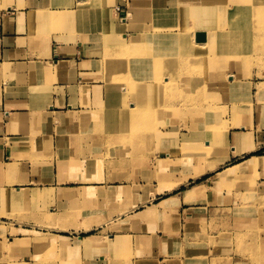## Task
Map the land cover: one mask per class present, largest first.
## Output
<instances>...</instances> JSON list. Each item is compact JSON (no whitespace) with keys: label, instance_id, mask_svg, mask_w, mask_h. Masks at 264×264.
Returning <instances> with one entry per match:
<instances>
[{"label":"crops","instance_id":"0c3cea01","mask_svg":"<svg viewBox=\"0 0 264 264\" xmlns=\"http://www.w3.org/2000/svg\"><path fill=\"white\" fill-rule=\"evenodd\" d=\"M213 1L0 0V243L13 252L0 256H39L56 245L60 256H82L76 264H178L176 245L196 243V230L208 229L217 212L245 206L246 178L264 175V77L241 80L253 105L238 112L228 133L222 129L216 157H208L212 144L204 138L195 158L209 166L199 175L175 172L180 143L167 131L135 154L128 129L124 156L111 155L114 137L102 131L116 128L102 126L97 109L105 39L121 21L134 33L155 3L158 13L175 14L187 2L182 16L211 28ZM253 159L260 166L222 177Z\"/></svg>","mask_w":264,"mask_h":264},{"label":"rangeland","instance_id":"374dc122","mask_svg":"<svg viewBox=\"0 0 264 264\" xmlns=\"http://www.w3.org/2000/svg\"><path fill=\"white\" fill-rule=\"evenodd\" d=\"M250 1L253 4L246 12L233 0H216V5L213 1L216 18L211 28L185 17L178 21L186 10L179 6H174L175 14L158 13L156 3L148 23H140L134 33L127 34L132 26L122 21L117 25V36L105 39L108 55L101 63L104 85L97 107L102 113V126L116 128L114 132L102 131V135L114 137L111 144L116 147L111 148V155L124 156L128 129L131 133L127 139L135 154L141 151L142 142L151 148L162 131H167L166 137L180 143L174 153L179 157L175 172L193 174L209 166L204 157L195 158L204 151V138L212 144L206 151L208 157H216L222 129L235 123L238 112L246 110L245 105L251 107L255 99L241 80L264 77V0ZM172 13L175 20L167 22L165 18ZM123 32L125 35H121ZM200 34H205L204 41L196 40ZM230 79L234 80L231 85L222 84ZM260 100L264 102V97ZM104 105L108 106L106 113L102 112ZM187 141L197 146H189ZM260 176L256 173L253 179L246 178L244 207L217 212L208 229L196 230V243L176 245L175 254L183 259L178 264H264V188L259 192L255 188ZM254 189L257 191L250 192ZM24 246L19 248L23 250ZM44 248L39 256H0V264H76L82 258L71 256V252L60 256L56 245ZM10 250L8 244L0 243V252L13 253ZM123 254L122 260L131 255L127 250ZM83 257L87 260L92 256Z\"/></svg>","mask_w":264,"mask_h":264},{"label":"bare ground","instance_id":"6f19581e","mask_svg":"<svg viewBox=\"0 0 264 264\" xmlns=\"http://www.w3.org/2000/svg\"><path fill=\"white\" fill-rule=\"evenodd\" d=\"M233 3L240 4L243 7L241 9L243 12H246L247 9H250V6H252V4H253L252 1H250V0H233ZM183 5H184V9H186V7H188L189 4L187 2H185V4H183ZM180 11H182V10L180 9ZM159 12L161 14H167L169 11L166 8H163L162 7V8L159 9ZM237 12H239V11H237ZM150 14L151 15L154 14V11L152 9L150 11ZM182 19H183V16L180 15V18H179L178 21H181ZM171 30L175 32L176 29L175 28H172ZM167 33H169V32H167ZM182 34L183 33L177 34V36H180ZM235 34L236 35H240L239 33H235ZM249 34H250V32L247 35H249ZM121 35H125V33L123 32V33H121ZM213 35H217V34L213 33ZM219 35H221V34H219ZM125 46L127 47V44H125ZM258 89H259V91H263L264 90V83L262 85H260ZM133 110H135V109H133ZM228 130H229V126L228 127L226 126V128H225V131L226 132L224 134L228 133ZM258 164H260V161L253 159L251 161H248V162L244 163L243 165H240V166H237V167H232V168L227 169L224 173H222V177L225 178L226 176H228L230 174H234V171H235L236 168H242L245 171L246 170H252V169H255L257 166H260ZM195 175H199V172H195Z\"/></svg>","mask_w":264,"mask_h":264},{"label":"water","instance_id":"95a60500","mask_svg":"<svg viewBox=\"0 0 264 264\" xmlns=\"http://www.w3.org/2000/svg\"><path fill=\"white\" fill-rule=\"evenodd\" d=\"M206 38H205V34H200V35H198L197 37H196V40L197 41H204Z\"/></svg>","mask_w":264,"mask_h":264}]
</instances>
